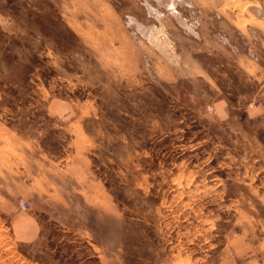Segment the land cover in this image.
I'll return each mask as SVG.
<instances>
[{
    "label": "rangeland",
    "instance_id": "1",
    "mask_svg": "<svg viewBox=\"0 0 264 264\" xmlns=\"http://www.w3.org/2000/svg\"><path fill=\"white\" fill-rule=\"evenodd\" d=\"M0 264H264V0H0Z\"/></svg>",
    "mask_w": 264,
    "mask_h": 264
},
{
    "label": "bare ground",
    "instance_id": "2",
    "mask_svg": "<svg viewBox=\"0 0 264 264\" xmlns=\"http://www.w3.org/2000/svg\"><path fill=\"white\" fill-rule=\"evenodd\" d=\"M171 3H174V2H170L169 4H171ZM171 6V5H170ZM173 6V5H172ZM174 7V6H173ZM174 12V11H173ZM175 13H177L178 15H179V13L177 12V11H175Z\"/></svg>",
    "mask_w": 264,
    "mask_h": 264
}]
</instances>
